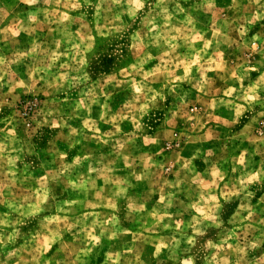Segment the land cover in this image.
Wrapping results in <instances>:
<instances>
[{
  "label": "rangeland",
  "instance_id": "rangeland-1",
  "mask_svg": "<svg viewBox=\"0 0 264 264\" xmlns=\"http://www.w3.org/2000/svg\"><path fill=\"white\" fill-rule=\"evenodd\" d=\"M0 264H264V0H0Z\"/></svg>",
  "mask_w": 264,
  "mask_h": 264
}]
</instances>
